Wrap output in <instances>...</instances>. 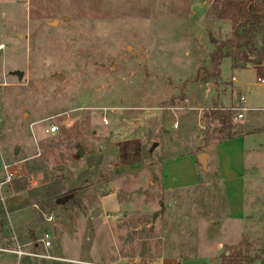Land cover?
I'll use <instances>...</instances> for the list:
<instances>
[{
  "label": "rangeland",
  "instance_id": "1",
  "mask_svg": "<svg viewBox=\"0 0 264 264\" xmlns=\"http://www.w3.org/2000/svg\"><path fill=\"white\" fill-rule=\"evenodd\" d=\"M212 1L0 0V183L3 164L26 157L14 162L24 175L0 186V201L16 194L15 181L40 188L64 177L66 189L78 190L81 207L72 219L85 230L74 236L73 220L57 208V226L44 223L51 248L25 253L62 264L161 255L221 264L223 254L240 247L252 264H264V111L243 112L242 119L232 112L234 130L257 144L247 153L259 156L246 165L244 216L235 223L214 156L224 137L214 111L228 105L221 102L230 90V63L220 77L210 61L231 29L210 16ZM250 89L237 90L234 101L241 94L251 100L257 91ZM49 125L55 135L45 133ZM202 153L210 158L204 171L197 162L196 187L159 188L164 161ZM112 189L119 207L104 198ZM29 206L23 210H37ZM85 210L128 211L106 232L99 226L92 246ZM12 251L0 245V264L14 263Z\"/></svg>",
  "mask_w": 264,
  "mask_h": 264
},
{
  "label": "crops",
  "instance_id": "2",
  "mask_svg": "<svg viewBox=\"0 0 264 264\" xmlns=\"http://www.w3.org/2000/svg\"><path fill=\"white\" fill-rule=\"evenodd\" d=\"M223 64L224 63H222L220 66V71ZM225 67L229 69V73H230V80L228 82L230 89L229 94L227 97L223 98L221 102L223 104H227L226 101L229 100L228 105L225 106V108L226 109L246 108L247 109L246 112L264 111V82L259 80V78L256 75L255 69L251 67H247L245 69L231 70L229 64L226 63H225ZM245 75L249 76L252 82H250V80L247 79ZM219 76L221 77V72ZM252 87H258L260 88V90H256L255 88ZM248 88H251L250 90L257 91L256 95L252 96L251 100L249 99L247 100V96H245L246 94L245 95L241 94L238 97V100L234 101V99H236L237 96V90L246 91ZM220 108H222V106ZM255 144H256L255 139L252 136L239 134L238 136L232 138L231 140L217 143L214 147V156L218 168V174L220 176L219 178H221L223 184L224 185L226 184L227 186L226 198L228 203L229 221L235 223H240V221H242V217L244 216L243 183L245 179L244 174H245L246 165L249 162L252 163L253 161L258 160L259 157L258 154L255 153L254 151L247 153V147L248 146L254 147ZM33 156L30 155V157L28 158H32ZM209 158H210V154L208 153L206 158L208 163H209ZM25 159L26 157H23L21 159H16V161L13 160L12 162L7 164H11L18 161L22 162ZM16 167L12 169L13 173L15 174V177H17L18 175H24L23 170L18 169ZM158 178H159V188L166 193H173L176 191L186 190L196 187L198 184L197 155L187 154L180 156L178 158L164 161L163 164H161L160 166ZM31 182H30V184L32 185L31 188L35 189L36 188L35 181H33V183ZM148 184L149 186H152L151 181H148ZM31 188L28 189L30 190ZM23 192L26 191H22L8 198L1 199L2 202L1 205L7 219V226L10 229H12L15 222L20 221L23 218L29 217L35 213L34 210H21L23 209V207L30 205V200L28 199L27 194L25 195L23 194ZM117 194H115V191L112 189L111 192L104 198L107 199L112 197L114 199L115 206L117 205L119 207ZM127 211L128 210H85L84 212L89 213L87 215V218L90 221L87 224L88 225L87 230L92 231L90 229L91 226L93 232L95 233L94 235H92L94 237L90 239L91 241H93L92 246H94L97 243V240L100 239V236L97 234V228L101 226L106 232L107 229L105 228V225L108 227L110 225V221L112 220H115L116 222H121L120 221L121 216H123L124 213H126ZM136 211H141L143 213H147V212L154 213L159 210H136ZM50 217L51 215L48 216V218ZM46 219L47 218L43 216L44 223H46L47 225L51 224L54 227L57 226V224L55 222H52V220L47 221ZM72 220L73 221H71L72 223L71 225L73 227V235L77 237L78 235L83 234L85 230H83L84 228L81 227L82 226L81 220L78 217L77 218L74 217ZM45 233L49 234L50 237L52 236L49 232L45 230L41 231L38 236L39 248L35 249V251L39 252L40 249L47 251L51 248L50 246L48 249L45 250L39 242L40 238ZM2 246H5L4 243ZM12 248L13 250H15L16 247H12ZM20 248H22L25 251L26 246H22ZM12 255H14V257L12 258V260L14 261L13 264H19V262L23 260V258H26V256H23L22 259H20L21 257H18L15 254ZM35 259H39V258L35 257ZM40 259L44 260V258H40ZM125 261L120 262V260L118 259V262H111L110 264H208L206 260L201 258H197V259L184 258L183 260L180 261L179 259H177V257L171 255H166V256L161 255L158 258L155 259L153 258L148 261H144L142 259H137L136 261L133 262H129V261L125 262Z\"/></svg>",
  "mask_w": 264,
  "mask_h": 264
},
{
  "label": "trees",
  "instance_id": "3",
  "mask_svg": "<svg viewBox=\"0 0 264 264\" xmlns=\"http://www.w3.org/2000/svg\"><path fill=\"white\" fill-rule=\"evenodd\" d=\"M210 13V16L217 21L229 22L231 29L230 37L226 41L218 44L213 42L216 44L210 57L213 70L217 74L220 73L221 64L228 60L231 70L251 67L255 69L259 80L264 82V0H213ZM214 112V119L220 125L219 134L224 135L220 142L231 140L239 135L230 123L233 117L232 112L218 109ZM66 182L68 179L58 177L53 182L33 190H29L25 182H13L14 192L26 191L30 206L37 210H34L33 215L15 222L11 229L12 236H9L7 229L10 228L7 226L6 215L0 201V245L1 243L3 245V241L6 240L4 245L7 246L38 249V235L46 229L43 225V216L53 217L54 215L60 218L57 208L62 209L61 213L68 221H71L74 216L72 209L80 208L81 202L77 196L78 190L66 189ZM246 254L248 249L242 251L240 247L233 248V253L229 257L222 255L221 264H252L253 259L244 256ZM20 264L62 263L38 261L26 257Z\"/></svg>",
  "mask_w": 264,
  "mask_h": 264
},
{
  "label": "built area",
  "instance_id": "4",
  "mask_svg": "<svg viewBox=\"0 0 264 264\" xmlns=\"http://www.w3.org/2000/svg\"><path fill=\"white\" fill-rule=\"evenodd\" d=\"M0 49H1V46H0ZM223 111H228V112H238L237 114V119H242L243 115L242 113L243 112H246L247 109L246 108H228V109H223ZM50 120V119H49ZM49 120H44L42 122H48ZM33 125H31L30 127L32 128ZM58 129L55 125H49L48 126V129H45V133L47 134H51V135H55L57 133ZM17 166L16 163H11V164H4L2 166V169L5 173V177H4V181L0 183V186L4 183H10L14 177H15V174L13 173L12 169L15 168ZM33 183V181L31 182ZM47 221H51L52 218H47L46 219ZM40 244L42 245V247L46 250L48 249L50 246H51V242H50V236L49 234L45 233L42 235V237L40 238L39 240ZM11 253L17 255L18 257H22V256H28L30 257V255L32 257H38V258H44V259H51V257H45V256H42V255H37V254H31V253H25L24 250H22V248L20 247H17L15 250H13Z\"/></svg>",
  "mask_w": 264,
  "mask_h": 264
},
{
  "label": "water",
  "instance_id": "5",
  "mask_svg": "<svg viewBox=\"0 0 264 264\" xmlns=\"http://www.w3.org/2000/svg\"><path fill=\"white\" fill-rule=\"evenodd\" d=\"M201 1H205V0H201ZM16 75L18 77V80H21L22 74L21 73H16ZM78 155L82 156V149H79V154ZM206 158H207V154L206 153H202V154L197 155V162L201 165L203 170H205V167H206Z\"/></svg>",
  "mask_w": 264,
  "mask_h": 264
}]
</instances>
